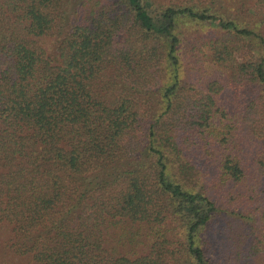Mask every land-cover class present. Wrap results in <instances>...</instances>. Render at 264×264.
<instances>
[{"label": "trees", "instance_id": "1", "mask_svg": "<svg viewBox=\"0 0 264 264\" xmlns=\"http://www.w3.org/2000/svg\"><path fill=\"white\" fill-rule=\"evenodd\" d=\"M236 11L0 0V264H264V0Z\"/></svg>", "mask_w": 264, "mask_h": 264}, {"label": "rangeland", "instance_id": "2", "mask_svg": "<svg viewBox=\"0 0 264 264\" xmlns=\"http://www.w3.org/2000/svg\"><path fill=\"white\" fill-rule=\"evenodd\" d=\"M155 2L166 4L170 0H154ZM174 1V0H173ZM179 0H176V2ZM188 0H183V2H187ZM256 0H217V3L223 4L224 7L228 8L232 13L236 14V8L242 5L253 7ZM246 20L256 19L255 12L253 9L248 10L246 8L245 14L242 17ZM257 23V21H256ZM202 56V55H201ZM199 57V56H197ZM197 57L195 56H188L184 57V70L186 78L188 81H191L197 85L200 83H205L209 79L218 78L224 82V75L220 71H216V69L212 67H208L207 63L203 60V58L198 62ZM221 70V69H219ZM223 71V70H221ZM225 83V82H224Z\"/></svg>", "mask_w": 264, "mask_h": 264}]
</instances>
